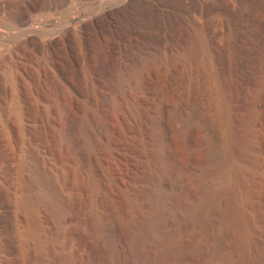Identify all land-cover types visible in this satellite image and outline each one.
<instances>
[{"label":"rangeland","instance_id":"obj_1","mask_svg":"<svg viewBox=\"0 0 264 264\" xmlns=\"http://www.w3.org/2000/svg\"><path fill=\"white\" fill-rule=\"evenodd\" d=\"M91 1L96 0L65 1L47 16L19 13L21 21L38 31L30 48L31 67L44 55V40L63 27L71 30L67 51L49 54L64 76L55 79L51 70L49 80L65 90V69L70 65L79 70V124L91 88L101 94L104 86L116 83V75L102 74L109 62L119 66L117 74L143 69L158 58L147 49L155 41L164 42L167 56L177 60L165 71H146V119L141 133L125 145L130 161L125 153L118 154L117 162H85L80 155L79 185L71 165L50 170L58 207L76 220L70 208L79 202L82 235V222L91 211L87 169L93 167L101 176L111 171L122 185L113 191L116 215L140 229L158 223V231L169 236L170 264H264V88H259L258 70L264 51V0H141L122 16L98 18L76 35L73 30L96 12L89 8ZM198 34L208 49L186 59ZM16 124L12 135L20 140ZM73 218L68 229L76 226ZM47 244L45 264L72 252L70 244L58 250ZM83 258L79 249V264Z\"/></svg>","mask_w":264,"mask_h":264},{"label":"bare ground","instance_id":"obj_2","mask_svg":"<svg viewBox=\"0 0 264 264\" xmlns=\"http://www.w3.org/2000/svg\"><path fill=\"white\" fill-rule=\"evenodd\" d=\"M67 1L81 2L0 0V264H45L49 256L47 242L53 244L55 250L66 244L72 247L69 256L58 254V260L52 264H79V249L84 251L83 264H170L169 236L158 231V223L155 227L140 229L116 215L113 191L121 189L122 185L121 179L111 171L101 176L96 169L88 166L91 211L87 220L82 222V235H79V202L72 203L70 208L76 220L69 211L70 215L64 213L62 207L59 208L60 204L57 205L50 170L57 172L65 165H71L78 184L80 155L84 156L85 162L103 159L117 162L118 154L125 153L130 161L131 152H127L125 145L130 138L135 139L141 133L146 119L142 107L148 89L146 71L151 68L165 71L174 66L176 59L167 56L164 42L155 41L149 43L147 49L158 58L143 69L117 74L119 66L109 62L102 74L107 77L116 75V83L109 88L104 86V93L102 91L101 94L91 88L88 100L83 103L84 111L79 124V96L76 90L79 70L70 65L65 69L68 73L62 85L65 90H60L49 80L53 71L55 79L64 76L49 54L60 51V48L61 52L67 51L71 30L63 27L53 37L44 40L40 44L44 55L41 59L37 58L35 66L31 67L28 65L30 58L33 60L30 48L37 42L38 31L31 22L19 19L21 11L32 17L47 16L58 11L61 4L65 5ZM139 1H91L89 8L96 9V12L73 32L79 35L96 19L121 15ZM207 47L203 35L198 34L186 51L185 58L189 59ZM258 70L259 88L262 89L264 51L259 57ZM63 92L68 94L61 99ZM256 96L259 94L256 93ZM14 122L18 124L20 140L13 138ZM79 135L84 145L82 151L79 150ZM16 155L20 157L15 166ZM101 190L104 192L101 193ZM230 195H233L232 190ZM233 202L231 207L234 209ZM71 218L76 223L74 229V224L73 227L70 225L71 229L67 228ZM234 219L237 224L240 223L239 211H234Z\"/></svg>","mask_w":264,"mask_h":264}]
</instances>
